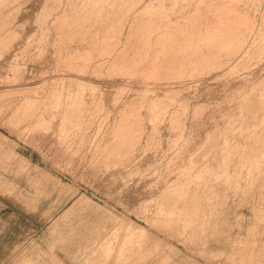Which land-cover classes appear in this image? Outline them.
I'll list each match as a JSON object with an SVG mask.
<instances>
[{"label":"rangeland","instance_id":"rangeland-1","mask_svg":"<svg viewBox=\"0 0 264 264\" xmlns=\"http://www.w3.org/2000/svg\"><path fill=\"white\" fill-rule=\"evenodd\" d=\"M0 264H264V0H0Z\"/></svg>","mask_w":264,"mask_h":264}]
</instances>
